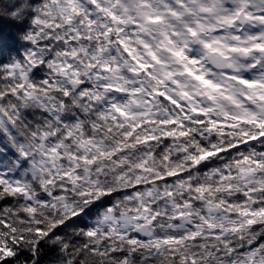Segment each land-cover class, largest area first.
<instances>
[{"label": "clouds", "instance_id": "obj_1", "mask_svg": "<svg viewBox=\"0 0 264 264\" xmlns=\"http://www.w3.org/2000/svg\"><path fill=\"white\" fill-rule=\"evenodd\" d=\"M231 3L224 0L205 13L201 8L207 5L202 0H189L177 8V20L167 13L168 8L177 7V0H153L147 8L135 0H123L113 6L125 21L118 31L121 25L91 6L92 0L72 5L67 0H0V169L25 190L17 193L9 185L4 186L7 191L0 188V201L12 200L0 210V248L13 250L12 264H182L185 256H197L198 264L225 261L222 244L215 239L186 240L173 245L172 250L155 244L173 235L190 234L193 229L207 237L201 214L211 216L217 226L223 222L228 227L223 212L211 213L204 204L195 206L191 217L176 221L175 205L186 194L191 195L189 186L216 184L225 172L235 174L229 182L234 188L242 185V191L239 168L244 165L237 161L264 158V138L245 143L241 133L259 135L255 126L244 125L221 136L201 135L202 130L193 125L189 138L166 141L159 121L176 110L155 95L146 101V94L158 85L147 75L131 71L136 67L131 56L143 57L147 51L140 44L143 40L175 70L179 65L161 45L176 47L195 52L200 57V71L219 79L227 63L219 52L204 49L200 42L212 43L216 49L224 45L215 41L222 38L228 43L231 26L223 23V18ZM73 7L77 11L73 12ZM233 14L241 20L245 36L253 29L264 36V19L255 10L241 7ZM149 15H161L165 20L150 24ZM134 21L142 27L134 26ZM102 22L112 26L111 34H106ZM188 24L196 27L197 37L186 33ZM120 39L132 49L131 56L120 46ZM247 59L240 55L233 63L244 68ZM115 88L124 89L125 94H114ZM115 106L128 116H121ZM149 119L156 123H146L131 138H125L131 125ZM150 135L159 138L144 143L143 138ZM231 145L238 147L199 165L192 159H199L205 148L213 151ZM85 157L96 162L87 164ZM145 161V167L154 172L144 173L135 167ZM171 170L186 175L167 183L148 182ZM138 176L143 187L133 191ZM253 179L264 180V172L258 171L249 181ZM169 191L174 197L166 195ZM237 195L234 190L219 193L216 199ZM260 201L264 203V197ZM145 205L161 213L154 223L148 222L154 213H145ZM231 219L239 224L245 218ZM257 219L255 227L227 234L228 243L237 253L240 249L244 253L257 250L255 264H264V221ZM4 220L10 227L2 226ZM38 227L43 235H37ZM137 233L143 240L129 245L128 238ZM246 262L240 254L226 264Z\"/></svg>", "mask_w": 264, "mask_h": 264}, {"label": "snow or ice", "instance_id": "obj_2", "mask_svg": "<svg viewBox=\"0 0 264 264\" xmlns=\"http://www.w3.org/2000/svg\"><path fill=\"white\" fill-rule=\"evenodd\" d=\"M78 0H67L69 5L77 3ZM195 3L197 0H191ZM123 0H92V5L98 8L99 12L105 15V18L111 19L113 23H119L121 25L119 30H122V26L125 21L121 19L120 13L113 10V6L121 5ZM138 6L141 8L150 7L153 0H135ZM189 0H177L176 8H168L167 13L169 16L175 17L180 20V12L177 8L186 6ZM204 5L201 11L207 13L212 11L216 5L224 3V0H202ZM228 14L224 16L223 23L230 25L228 43L224 44L223 39L215 41L216 43L223 44L220 49L213 48V44L207 41H201V45L206 50H211L213 53L219 52L227 63V67L220 75L219 79H212L206 76L200 71V57L195 52L187 53L184 50L176 47H167L161 45L165 52L170 55L172 61L179 65L175 70L170 66V62L161 58L157 54V51L153 49L151 43H147L143 40L140 44L146 49V53L141 58L131 56L132 49L125 43V39H120V46L131 56L135 62L136 67L131 71L136 75H147L150 79L155 80L158 85L150 92L146 94V101L150 102L153 95L158 96L161 100L171 104L176 110L174 114L170 115V118H165L159 121L164 131L162 138L166 141L171 139H187L193 134V125L198 126L203 134L216 133L217 135H225L229 130L241 128L244 125L255 126L259 129V135L249 136L247 132L241 133L245 137V143L255 142L258 139L264 138V36H261L258 29L247 31L245 36L244 31L240 29L241 20L238 15L233 13H239L241 7H246L248 11L255 10L260 19H264V0H232L231 4L226 5ZM73 12L77 11L75 7ZM253 16L252 19H255ZM165 17L161 15H149L147 16V23L160 24L164 22ZM71 21V17H69ZM89 23H92V18L89 17ZM134 26L138 28L142 27L136 21L133 22ZM183 23V22H181ZM101 27L106 28V34H111L113 28L111 25L101 23ZM186 33L191 37H197L198 31L193 24L186 26ZM213 31H223V28H214ZM172 41L169 40V43ZM248 57L245 62L244 68L233 63L237 56ZM148 61V62H145ZM110 70V69H108ZM187 78V81L194 82L191 85L188 84L182 78ZM163 85V87H160ZM139 92V88L136 89ZM114 94H125V90L122 88L113 89ZM115 111L121 116H128V113L124 112L122 108L115 106ZM148 115V113H145ZM115 119V117H113ZM135 119V117H132ZM146 123H156L155 120L149 119L139 124L131 125V130L125 133V138H131L134 133L145 126ZM159 137L155 135L146 136L143 138L144 143L155 142ZM238 145H231L228 148L216 149L209 151L206 148L202 150V154L199 159L195 156L192 159L197 165L201 161L207 160L213 156L223 154L224 151L235 150ZM215 148V146H213ZM52 151H56L53 149ZM103 155V154H102ZM167 159V158H166ZM84 162L87 164H94L95 159L88 160L84 158ZM143 163L137 164L135 167L144 173L154 172V169L146 168ZM238 165H244L239 168L242 185H236L235 188L231 181L235 179V174H229L225 172L218 178V183L209 185H191L188 188V192L191 195H185L182 202L175 205L176 215L173 217L176 221L183 220L185 217H191L193 215L192 209L195 206L204 204L207 210L211 213L223 212L224 218L228 221V227L224 226L222 222L219 226L212 222V217L201 214V223L208 228L207 237L202 232L193 231L190 234L183 236L173 235L171 237L163 238L156 241L155 247L159 248L165 246L172 250L173 245H180L186 240L197 241L201 238L215 239L222 244V251L225 256V261L218 262V264H226V261L233 255L243 254L247 258L246 264H255V256L257 250H250L248 253H244L243 249H240L237 253L228 243L229 233L241 232L245 226L255 227L260 221H264V203H261L260 197H264V180H252L257 172H264V158L251 159L250 157H244L243 160L237 161ZM69 173H65L67 177ZM186 175V173L171 170L167 175H156L149 179V183H167L170 180H174L180 176ZM10 173L4 172L0 169V188L8 190L5 185L11 186V190L17 193L25 191L21 187H17L13 182ZM142 177L138 176L136 184L132 189L135 191L143 187L141 184ZM236 191L238 195L236 197H230L228 199H216L219 193H231ZM107 195V194H105ZM139 195V192H137ZM168 197H174V193L169 191L166 194ZM236 201V202H234ZM12 202L11 197L4 201H0V210L3 209L5 204ZM46 202V198H45ZM251 204V207L248 205ZM29 213L34 209H28ZM145 213H154L148 219L149 223H154L161 215L160 212L155 211V207L149 209L146 205L143 208ZM233 216H239L245 218L243 223H235L232 221ZM140 219H146L141 217ZM2 226L4 228L10 227L7 220L3 221ZM14 231V229H13ZM41 228H37V235H43ZM89 236L94 233L89 232ZM143 240L138 233L128 238L127 243L135 246ZM0 264H12V258L14 252L11 248H0ZM220 254L219 252L217 253ZM182 264H198V257L192 256L189 259L187 256L182 258Z\"/></svg>", "mask_w": 264, "mask_h": 264}]
</instances>
